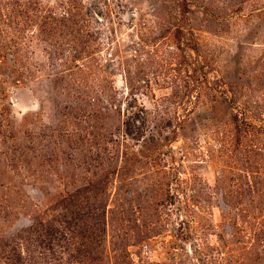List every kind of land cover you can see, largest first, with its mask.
<instances>
[{
	"label": "rangeland",
	"instance_id": "1",
	"mask_svg": "<svg viewBox=\"0 0 264 264\" xmlns=\"http://www.w3.org/2000/svg\"><path fill=\"white\" fill-rule=\"evenodd\" d=\"M0 264H264V0H0Z\"/></svg>",
	"mask_w": 264,
	"mask_h": 264
}]
</instances>
